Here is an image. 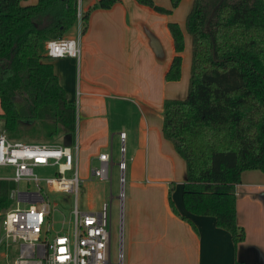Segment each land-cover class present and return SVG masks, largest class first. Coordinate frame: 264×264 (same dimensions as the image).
<instances>
[{
  "label": "trees",
  "instance_id": "16d2710c",
  "mask_svg": "<svg viewBox=\"0 0 264 264\" xmlns=\"http://www.w3.org/2000/svg\"><path fill=\"white\" fill-rule=\"evenodd\" d=\"M21 1L0 0L2 128L13 140L70 146L75 104L41 44L65 38L77 24L78 0ZM117 1L98 0L83 12V30L91 10ZM180 1L170 0L167 9L136 0L160 14H170ZM167 27L174 56L165 80L177 81L184 39L176 22ZM185 30L191 38L188 91L184 99L164 100L162 135L184 161L185 210L212 216L236 245L244 231L236 223L235 187L242 172H264V0H192ZM13 189L12 181L0 179V219L12 205Z\"/></svg>",
  "mask_w": 264,
  "mask_h": 264
},
{
  "label": "crops",
  "instance_id": "0c3cea01",
  "mask_svg": "<svg viewBox=\"0 0 264 264\" xmlns=\"http://www.w3.org/2000/svg\"><path fill=\"white\" fill-rule=\"evenodd\" d=\"M36 2L23 0L20 5ZM97 2L78 0V10L83 13ZM153 2L170 8V0ZM176 9L160 14L136 0H118L108 9H93L85 30L82 20L81 24L77 21L66 35L78 39L79 60L48 58L67 99L75 104L71 145L78 174L91 179L92 169L100 165V153L127 162L123 174L129 186L125 264L264 263V172H242L235 187L236 223L244 231L243 241L236 245L212 216L190 214L182 204L184 161L162 135L163 102L182 99L185 89L181 86L189 77L191 38L178 21L184 39L180 78L165 80L174 56L167 24L177 23ZM121 147L123 153L117 159ZM177 165L184 171L179 199L170 195ZM114 169L116 165L111 172ZM122 189L120 185V193ZM123 198L121 193V244Z\"/></svg>",
  "mask_w": 264,
  "mask_h": 264
},
{
  "label": "built area",
  "instance_id": "2783aa9c",
  "mask_svg": "<svg viewBox=\"0 0 264 264\" xmlns=\"http://www.w3.org/2000/svg\"><path fill=\"white\" fill-rule=\"evenodd\" d=\"M82 12L78 10L77 21L81 24ZM44 54L49 59L72 57L79 60L80 47L76 38H59L44 42ZM121 141L125 134H119ZM72 145L25 142L10 139L0 130V169H9V174L0 179L15 184L9 198L12 205L1 213L0 219V261H7L15 254L12 264H123V249L119 234L116 260L110 253L111 208L105 202L97 212H81L77 205L69 212L68 220L61 221V227L52 230L50 219V194H75L80 186L77 163ZM121 155L123 147L120 148ZM100 165L92 169V176L111 182L113 160L109 153L98 155ZM125 161L117 163L119 183H123ZM54 167L51 177L41 179L36 168ZM68 174V175H67ZM35 184L21 190L19 183ZM121 199V193L118 196ZM72 229V231H70Z\"/></svg>",
  "mask_w": 264,
  "mask_h": 264
},
{
  "label": "rangeland",
  "instance_id": "374dc122",
  "mask_svg": "<svg viewBox=\"0 0 264 264\" xmlns=\"http://www.w3.org/2000/svg\"><path fill=\"white\" fill-rule=\"evenodd\" d=\"M181 4L174 9L175 11V18L179 25V22H181L182 29L185 30V17L187 13L189 12V9L192 4V0H182L180 1ZM172 9V11L174 10ZM180 27V26H179ZM41 50L44 51V44H41ZM188 74V73H187ZM188 81L189 77L184 79V82L182 84V88L184 87L185 92L181 94V96H184L182 99H184L187 95L188 91ZM2 120L0 118V130H2ZM21 141L27 142L25 139H20ZM119 151V149H118ZM121 155V152H118ZM126 162V161H125ZM113 165H116V169L112 170L111 172V182L98 180L97 178L91 177L88 179L82 178L81 175H79L81 181L79 186V191L77 195L75 194H50L49 197V205L50 209L53 210V213L51 214L50 219L53 221L52 230H57L61 227V221L63 220V216H65V220H68L69 218V212L71 209L77 205L78 209L81 212H97L100 210L101 205L105 202L109 203L110 197H112L110 208H111V216H110V253L112 262L114 263L116 260L117 255V249H118V240H119V194H120V183L118 179L119 175V169L117 167V160L113 159ZM127 163V162H126ZM35 174L41 179L39 182L40 185L43 186V178L51 177L54 175L55 168L54 167H48V168H36ZM9 174V169H0V176ZM68 175V174H67ZM184 178V171L181 167L178 165L175 167V182L171 184L170 189V195L172 198H178L179 197V183L181 179ZM123 183L121 186L123 187L121 193L124 200V208H123V221H122V247H123V264L126 262V227H125V213L127 210V199L129 194V186L128 182H126V175L123 176ZM26 186H29L31 190L35 189V184L33 182H30L29 185H27L26 181H21L19 183V188L21 190L25 189ZM179 199V198H178ZM72 231V229H70ZM15 254H12L11 257L7 261H0V264H12V261L14 260Z\"/></svg>",
  "mask_w": 264,
  "mask_h": 264
}]
</instances>
